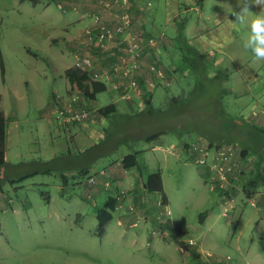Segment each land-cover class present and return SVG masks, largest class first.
I'll return each mask as SVG.
<instances>
[{
  "label": "rangeland",
  "instance_id": "374dc122",
  "mask_svg": "<svg viewBox=\"0 0 264 264\" xmlns=\"http://www.w3.org/2000/svg\"><path fill=\"white\" fill-rule=\"evenodd\" d=\"M137 1L138 4L130 5L132 11L134 7L143 8V0ZM178 1L186 5L185 0ZM35 2L0 0V61L3 65L0 109L6 117L3 173L8 175L0 185V264H264V209L255 201L260 187L257 185L253 193L250 192L256 197L251 198L255 203L251 206L242 193L248 179L245 176L241 180L240 174L236 175L241 171L235 172V180L239 182L233 184L229 192L234 203L223 204L229 196L224 194L225 186L216 185V172L208 166L196 165V159L204 151L208 153L207 160L214 155L213 148L207 147L206 138L176 131L166 132L150 142L128 136L121 140L117 125H108L109 120L116 122L115 116L120 113L140 116L144 106L141 97L148 91L154 109H169L165 111L169 114L177 110L184 113L187 109L186 118L195 120L189 124L192 128L200 127L210 137L219 136L218 129L227 120L219 116L220 107L216 106L213 111V104L208 101L210 85L206 84L210 93H205V98L194 97L196 92L191 89L186 105L175 110L170 103L172 97L186 94L193 85L176 45L163 44L152 37L154 46L144 48L149 51V54L144 52L150 60L147 62L156 63L155 67L168 84L165 89L160 83L152 90L145 85L131 99H121L117 90L111 88L119 78L111 74L108 66L115 47L107 46L102 50L103 47H93L83 38L84 29L96 16L99 21L105 17L100 0ZM204 2L206 12L221 9L231 15L233 21V12L240 11L235 7L237 0ZM250 10L253 13L235 28V38L233 36L226 47L236 54L235 62L239 64L252 59L243 41L253 14L262 11L256 5L250 6ZM190 15L196 18L193 12ZM162 23L161 20L160 28ZM132 30L143 33L136 27ZM177 30L174 25L173 30L166 32L174 36ZM26 48L36 55L27 53ZM72 53L79 57L90 55L93 60L90 75L96 72L98 76H108L106 90L97 93L92 101L84 100L76 90L69 89L64 73L74 67ZM102 60L108 61L102 63ZM214 68L227 72L228 78L234 75L230 63ZM110 103L117 108L110 118L103 119L94 113V109ZM228 106L231 111L227 113L233 115L236 105L228 102ZM196 117L202 118L197 120ZM141 124L150 130L159 125ZM104 128H107L104 138L113 143L121 141L115 149L111 144L109 152L99 156L81 175H73V167L65 171L68 180L63 195L59 194L62 183L57 171L17 180L32 170L33 166L26 164L32 160H54L56 169L71 165L68 153L75 155L80 144L97 141ZM155 144L158 146L153 150ZM226 147L230 158L235 157L237 148ZM131 153H136L142 172L161 169L165 205L161 204L158 193L146 192L130 176H136V167L129 168L126 176L117 175L116 179L102 174L109 165ZM252 176L259 179L256 173ZM108 196L117 199V209L112 211L104 233L97 236L93 210L102 206ZM203 211L205 215L199 222L198 215ZM118 216L123 225L117 224ZM180 216L185 219L184 233L172 235L162 223L168 219L177 225ZM190 240L194 243L189 244Z\"/></svg>",
  "mask_w": 264,
  "mask_h": 264
},
{
  "label": "trees",
  "instance_id": "16d2710c",
  "mask_svg": "<svg viewBox=\"0 0 264 264\" xmlns=\"http://www.w3.org/2000/svg\"><path fill=\"white\" fill-rule=\"evenodd\" d=\"M18 1H28L32 4L36 3V0ZM200 1L201 0H196V2L198 3H200ZM176 45L180 53V57L185 63L184 67L187 70V75L193 80V85L191 88L188 87L187 91H185L186 94L180 93L181 95L172 97L170 99V103L173 104L172 107L175 108V110L181 108L183 105H186V102L188 100L187 95L189 96V92L191 89L196 92L194 97L197 96L205 98V96L207 97V95L204 94L210 93V90L206 88V84L210 85L211 93L207 97L208 101L213 104V111L214 109H216V106L217 108L220 107L218 109L219 116L227 120L225 124L222 123L219 127V136L210 137L209 135H206L204 132H202L200 130V127L192 128L189 124L191 122L195 123V120L193 119L194 117L186 118L184 113L187 112V109L184 110V113L177 110V113L170 114L165 112L169 109H154L151 106V96L148 91H144V96L142 99L144 106L139 113L140 116L131 115L126 112L120 113L115 116L117 119L116 122L109 120L110 124L108 123V125H117L118 130L122 133L121 140L125 139V137L128 136L150 142L166 132L182 131L186 134L195 133L203 136L208 141V148L213 147L214 145L220 146L223 143H228L240 148V156L242 157H244L247 152L250 151L254 153V155L262 157V159H264V128L257 126L254 122L243 119L242 115H232L227 113L226 110L223 109L221 99L223 96L229 94L230 92V89L226 86L227 84H223L224 81H227V72L222 69H215L214 67L206 64L204 55L198 52L194 46L189 45L184 41H180V43H177ZM26 52L32 56L36 55L35 52H32L29 48H26ZM0 77L1 79L3 78V65L1 61ZM65 78L69 85V89L76 90L84 98V100L92 101L94 100L97 93L106 90V83L103 81L92 79L89 70H82L80 68L73 67L65 72ZM192 108L194 109V107ZM115 111V106L112 103L94 109V113L98 117H101L103 119L110 118L115 114ZM194 111H198V109ZM198 118L202 117H196L197 120ZM159 120L162 121L160 122ZM141 122L155 123L159 125H157L154 130H150L149 128H146V125H142ZM147 125L149 126V124ZM106 130L107 128H104L101 137H99V139L93 142L90 146L81 151H77L75 155H70L68 153L67 157L68 160H71V165L66 164L65 166L63 165V167H59L61 169H56L53 164L54 160H32L26 162L27 165L33 166L32 170L29 173L21 175L17 180H23L36 173L45 174L57 171L60 174V180L62 183L59 194L63 195V187H65L68 180L67 175L64 173L65 171H70V168L73 167V175H81L99 156L105 155L111 148L115 149L117 143L121 141L119 140L118 142L113 143L108 140V138H104L107 133ZM5 136L6 117L4 116L3 111L0 109V185L2 181L8 177L7 174L5 175L3 173L6 166V160L4 157ZM110 145L111 148H109ZM135 154L136 153H131L123 156L119 162L121 167L124 169L136 167V180L143 186V190H145L146 192L158 193L160 195L161 204L165 205L167 202L161 182L160 172L158 170H155L151 173L145 174V176H142V171L137 164ZM200 168H207V166ZM256 172H258V170H256ZM256 177L258 178L257 175ZM259 179L255 180L253 176L248 178L247 184L242 188V193L245 197L250 196L251 190H253L258 185L257 180ZM116 206L117 199L113 196H108L106 197L102 206L94 207L93 213L96 220L95 234L97 236H101L104 233V228L112 218V211H114ZM204 215V211L199 213V222L202 221ZM162 226L172 235H175L176 233L183 234L185 230V219L183 216H181L178 220L177 225H174L172 221L166 219L162 223Z\"/></svg>",
  "mask_w": 264,
  "mask_h": 264
},
{
  "label": "crops",
  "instance_id": "0c3cea01",
  "mask_svg": "<svg viewBox=\"0 0 264 264\" xmlns=\"http://www.w3.org/2000/svg\"><path fill=\"white\" fill-rule=\"evenodd\" d=\"M185 1L186 5L184 6L178 0H151L149 9H146V0H143L141 1L143 6L142 9L141 7H134L132 11L130 7L131 26L132 28L136 27L137 29L142 30L146 36L155 37L163 44L170 43L172 46H174L177 43L179 44L180 41H184L187 44L194 46L198 52L204 55L206 64L211 67H224V65L230 63L234 68V75H232L230 78H227L229 79L227 81V85L230 89V92L229 94L222 97L223 108L226 110V112H230L231 110L228 106V102H232L234 105H236V110L233 111V114L242 115L243 119L254 122L257 126L264 128V67L262 66L264 62L254 64L252 59L240 64L235 62L237 59L236 54L234 55L230 53L226 48L229 44L228 41H232L233 36L235 35V28L229 24V20H232L231 15L225 13L224 10L216 8L215 10H211L210 13L206 12V6L204 2L205 0H201L200 3L196 2V0ZM134 2L137 4L139 3L137 0ZM134 2L132 0L131 4H134ZM235 7L240 9L238 4L235 5ZM143 12H145L146 15H144ZM191 12L195 14V19L192 17V15H190ZM159 13L160 15H158ZM161 20L163 23L162 27L160 28L159 26ZM174 25H177V35L173 36L172 32L170 35H168L166 30H173ZM145 51L149 54V51L145 49L143 50L142 55L139 57V67L135 75L136 80L139 83L138 85L140 90L143 89L144 86L147 85V82L153 77V72L150 71L148 67L149 65H146L148 63V59L147 55L144 53ZM80 52L83 53L81 50ZM117 53L118 52L115 49V53L112 57L117 55ZM72 54L73 60L78 57L75 53ZM106 61L102 60V63H107ZM98 65H96V67L99 70L100 65ZM167 85L168 84H166L164 88H166ZM143 96L141 97L142 99ZM228 96H231L232 98L228 100ZM115 109L117 110L116 107ZM3 114L5 116L4 112ZM91 144L92 143L89 141L86 142V144H80L77 146L80 148L78 151L85 149ZM84 145H86V147H84ZM226 145L230 144L223 143L220 146L224 147ZM154 146L157 147L158 145H153V150ZM235 147L238 150L234 152L236 156L230 158L228 162L230 167L229 173L231 172L230 175H228L229 182L227 179V181L223 184V186L226 187L224 194L228 195L229 199L222 203L226 205H231L234 203L233 196L231 197L229 192L232 189L231 187H233V184L239 182V180H235V172L241 171L236 174L238 177L240 174L239 178L241 180H244L245 176L247 177L246 179H248L249 177H252V173H256L258 178H260L258 181L260 191L255 193L257 196H259L255 201L259 207L264 209V175L261 174L264 173V159L254 155V153L250 151H248L247 154L242 157L240 156L239 148L237 146ZM209 148H213L214 150L215 147ZM119 162L120 160L109 165L107 171L105 173L102 171V174H104L105 177L109 175L113 179H116L117 175L120 177L126 176V173L129 169L122 168ZM156 170L160 172L161 177V169L158 167ZM256 170H258V172H256ZM145 174L147 173H144L143 171L142 176H145ZM130 176H132L134 179L137 178L135 174H130ZM215 183L216 185L218 184L217 182ZM208 189L210 190V187ZM251 193H253V190ZM251 198L256 197L254 195H250V197L246 199L251 204V206H255V203L253 200H251ZM116 209L117 206L114 210ZM116 220L118 225H123L120 222L121 219L119 216L116 218ZM129 226H131V224H129Z\"/></svg>",
  "mask_w": 264,
  "mask_h": 264
},
{
  "label": "built area",
  "instance_id": "2783aa9c",
  "mask_svg": "<svg viewBox=\"0 0 264 264\" xmlns=\"http://www.w3.org/2000/svg\"><path fill=\"white\" fill-rule=\"evenodd\" d=\"M132 0H100V6L105 14L103 21H99V16L94 18V22L86 27L83 32V38L88 40L93 47H103L102 50L109 46L115 47L117 55L113 57L109 65L111 74L119 78V82L111 84V88L117 90L118 96L122 99H130L133 94L139 93L140 88L136 80V73L139 67V57L142 55L145 47L154 46V39L143 33H137L132 30L130 5ZM135 0H133L134 2ZM151 0H146L145 8L149 9ZM106 44V45H105ZM95 45V46H94ZM105 45V46H104ZM106 49V48H105ZM108 55H106L107 57ZM92 59L90 55L76 57L74 67L82 70L92 68ZM152 61L149 69L153 72V77L147 82V89L152 88L160 83L163 88L166 85L162 79V73ZM94 80L108 83V76H98L96 72L91 73ZM215 151V152H214ZM214 155L207 160V152H203L196 159V164L200 167L208 166L216 172V179L219 187L227 180V174L230 167L226 164L230 160L231 153L228 147L220 146L214 149Z\"/></svg>",
  "mask_w": 264,
  "mask_h": 264
},
{
  "label": "clouds",
  "instance_id": "9594fccd",
  "mask_svg": "<svg viewBox=\"0 0 264 264\" xmlns=\"http://www.w3.org/2000/svg\"><path fill=\"white\" fill-rule=\"evenodd\" d=\"M239 12H233L235 21L229 20V24L233 28H236L240 24H244L246 18L250 13V6L256 5L261 8L260 13L253 14V18L250 21L249 32L247 37L243 41V47L246 50H250L252 53L253 63L264 62V0H237ZM231 42L230 40L228 41ZM189 244L194 241H188Z\"/></svg>",
  "mask_w": 264,
  "mask_h": 264
}]
</instances>
